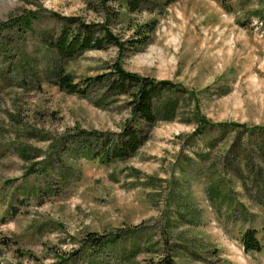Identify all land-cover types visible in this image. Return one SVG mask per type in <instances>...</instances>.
Here are the masks:
<instances>
[{
  "label": "rangeland",
  "instance_id": "1",
  "mask_svg": "<svg viewBox=\"0 0 264 264\" xmlns=\"http://www.w3.org/2000/svg\"><path fill=\"white\" fill-rule=\"evenodd\" d=\"M105 2L0 0V264H264V0ZM66 16L107 21L122 39L155 27L133 49L62 59L52 42ZM116 60L193 93L173 90V118L139 120L138 148L101 161L79 131L119 135L126 95L98 106L100 85L70 93L55 73L83 86ZM196 110L245 130L198 129ZM248 227L258 250L243 248ZM120 228L98 250L85 239Z\"/></svg>",
  "mask_w": 264,
  "mask_h": 264
},
{
  "label": "trees",
  "instance_id": "2",
  "mask_svg": "<svg viewBox=\"0 0 264 264\" xmlns=\"http://www.w3.org/2000/svg\"><path fill=\"white\" fill-rule=\"evenodd\" d=\"M105 1L100 0V3L106 7ZM150 1L124 0L130 11L139 10L141 4ZM64 19L67 21L61 27L56 40L52 42L58 56L62 59L74 57L87 49L104 48L109 44L115 45L119 52L125 47L133 49L135 45L146 42V36L144 35H148L155 27L153 23L144 22L141 26H146V33L131 39H122L109 27L107 21H102V23L88 22L76 16H66ZM69 23L73 25L72 28L68 26ZM96 25H99V27L96 28ZM54 82L63 90L82 96H88L89 87L100 85L102 91L93 101L95 105L102 107L108 105L114 97L126 95L125 105L128 107L130 114L126 118L121 132L118 133L119 135H114L113 138L111 136L103 137L100 132L96 131H79L80 137H86L89 141L93 140L100 147L99 150H92V154L96 153L101 161L115 158L124 159L138 148L148 137L147 130L137 125L139 120L151 126L157 120L173 118L178 104L177 98L169 95L173 90L175 92L193 93L192 90H188L182 84L170 79L155 78L128 70L117 60L110 64L109 70L82 78L83 86H80V82L74 80L70 72L59 66L55 73ZM196 115L198 129L230 125L231 127L239 126L241 130H245V125L238 122L228 124L226 122H212L204 115L199 114L198 110H196ZM125 233V229L120 228L114 232L110 231L105 236H100L99 240H96L95 236L89 232L85 235V239L91 242L95 250H98L102 244L106 246L114 243ZM239 238L244 250H258L261 247L255 228L248 227L241 231ZM16 264L23 263L17 262ZM51 264H59V262L56 261ZM164 264H167V262L164 261Z\"/></svg>",
  "mask_w": 264,
  "mask_h": 264
}]
</instances>
